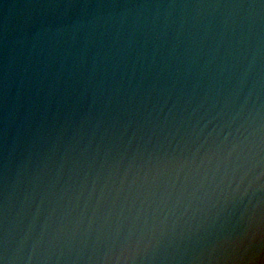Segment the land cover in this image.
<instances>
[{"label": "water", "instance_id": "95a60500", "mask_svg": "<svg viewBox=\"0 0 264 264\" xmlns=\"http://www.w3.org/2000/svg\"><path fill=\"white\" fill-rule=\"evenodd\" d=\"M264 216V0H0V259L225 264Z\"/></svg>", "mask_w": 264, "mask_h": 264}, {"label": "clouds", "instance_id": "9594fccd", "mask_svg": "<svg viewBox=\"0 0 264 264\" xmlns=\"http://www.w3.org/2000/svg\"><path fill=\"white\" fill-rule=\"evenodd\" d=\"M230 243L232 251L223 258L225 264H264V216L256 215ZM0 264H7V257L0 259Z\"/></svg>", "mask_w": 264, "mask_h": 264}]
</instances>
